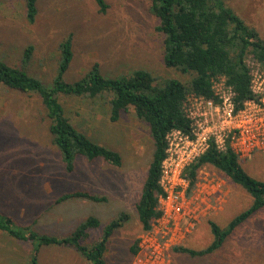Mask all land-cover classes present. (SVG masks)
<instances>
[{"label":"rangeland","instance_id":"obj_1","mask_svg":"<svg viewBox=\"0 0 264 264\" xmlns=\"http://www.w3.org/2000/svg\"><path fill=\"white\" fill-rule=\"evenodd\" d=\"M109 9L101 13L95 0H41L34 23L27 18L25 0H0V60L21 67L25 49L34 46L28 71L51 85L57 75L60 45L71 35L74 60L66 78L76 81L95 64L106 76L146 69L159 80H188L163 58V36L157 32L158 19L150 12L149 0H107ZM245 22L264 39V0H226ZM247 62L255 74L264 75V64L252 55ZM217 91L218 104L227 107L232 93L223 81ZM71 121L97 142L119 151L121 166L103 159H77L76 169L68 172L49 131V120L41 100L0 82V210L19 222H35L41 232L67 235L90 215L102 226L91 231L85 244L98 240L102 228L119 213L130 220L111 239L107 251L109 264H264V209L251 216L213 253L193 256L175 252L183 245L202 250L213 239L210 220L226 227L252 203V196L240 185L211 165L198 171L182 191L189 201L186 214L176 226L153 220L154 229L143 230L136 212L150 163L154 143L150 128L133 107L120 120L110 119L104 98L61 95ZM190 100V98H189ZM185 102L188 113L194 110ZM249 107H254L250 105ZM217 111L212 115L217 120ZM172 159L182 154L185 144L172 135ZM243 167L253 177L264 180V147L240 156ZM174 162V161H173ZM89 190L106 201L70 199L58 203L66 192ZM139 241L140 250L130 248ZM31 244L0 232V264H28ZM40 264H88L73 248H44Z\"/></svg>","mask_w":264,"mask_h":264},{"label":"trees","instance_id":"obj_2","mask_svg":"<svg viewBox=\"0 0 264 264\" xmlns=\"http://www.w3.org/2000/svg\"><path fill=\"white\" fill-rule=\"evenodd\" d=\"M40 1L25 0L27 18L31 23L37 19ZM149 1L150 12L159 21L156 30L163 36L164 63L189 76L186 81L174 77L159 80L146 69L106 76L98 63L82 78L69 81L66 75L74 60L71 35L60 45L58 71L51 85L28 71L34 53L33 45L25 49L21 67L0 60L2 84L40 98L49 120L53 142L70 173L75 171L79 157L88 161L103 159L114 166H121L123 156L119 151L108 148L80 130L67 115L60 100L61 95L104 98L110 107V119L113 122L120 120L123 113L133 107L138 118L148 124L154 151L136 203V212L144 231L150 230L153 220L161 215L159 199L165 192L160 180L163 163L168 156V135L173 130L192 135V121L184 108L187 97L194 94L217 100L215 82L224 79L233 92L235 109L240 110L248 101L257 99L252 89L253 78L247 62L248 56L252 55L259 63L264 64V39L256 28L248 25L228 6L226 0ZM95 2L101 13L108 11L107 0ZM205 165L213 166L242 186L252 196V203L226 227L210 220L214 239L205 249L196 250L179 245L173 247L175 252L193 256L213 253L224 245L241 224L264 209V180L248 173L240 156L231 146L223 150L215 141L210 142L209 148L186 168L192 186L196 183L198 171ZM78 198L106 201L105 196L77 189L64 193L57 202ZM130 218V214L125 211L119 213L103 226L100 238L90 245L84 241L90 239L92 230L102 226L100 218L95 215L88 216L69 234L60 236L41 232L34 227L35 222H19L0 210V232L31 244L28 264H40L43 249L52 247L73 248L88 264H109V243ZM130 250L133 255L138 254V240Z\"/></svg>","mask_w":264,"mask_h":264},{"label":"built area","instance_id":"obj_3","mask_svg":"<svg viewBox=\"0 0 264 264\" xmlns=\"http://www.w3.org/2000/svg\"><path fill=\"white\" fill-rule=\"evenodd\" d=\"M252 78V89L257 99L248 101L240 110L235 109L233 92L224 79L218 81H223L232 93L227 107L218 104L223 100L217 91L218 81L215 82L217 100L194 94L187 97L185 102L190 98L189 101L194 110L188 113L184 103L185 111L192 121V135L180 130H173L168 135V156L163 163L160 180L165 194L159 199L161 215L156 218L158 223L176 226L178 220L185 216L184 203L189 200L182 195V191L191 180L187 176L186 168L209 148L211 141H215L223 150L231 146L239 156H248L252 151L264 147V75L256 72L252 73ZM249 104H253L254 107H249ZM213 110L218 112L217 120L212 115ZM172 135L177 136L181 143L185 144L183 153L177 154L175 159L169 156ZM154 228L152 223L151 229Z\"/></svg>","mask_w":264,"mask_h":264}]
</instances>
